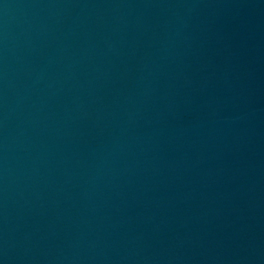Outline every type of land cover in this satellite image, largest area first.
<instances>
[{"label": "water", "instance_id": "water-1", "mask_svg": "<svg viewBox=\"0 0 264 264\" xmlns=\"http://www.w3.org/2000/svg\"><path fill=\"white\" fill-rule=\"evenodd\" d=\"M189 0H0V264H172Z\"/></svg>", "mask_w": 264, "mask_h": 264}]
</instances>
